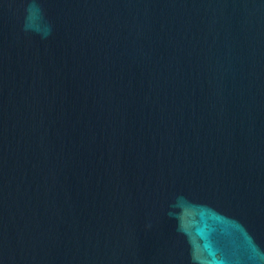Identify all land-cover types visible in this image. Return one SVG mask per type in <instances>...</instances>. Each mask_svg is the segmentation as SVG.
Listing matches in <instances>:
<instances>
[{
	"label": "water",
	"instance_id": "water-1",
	"mask_svg": "<svg viewBox=\"0 0 264 264\" xmlns=\"http://www.w3.org/2000/svg\"><path fill=\"white\" fill-rule=\"evenodd\" d=\"M0 264H264V0H0Z\"/></svg>",
	"mask_w": 264,
	"mask_h": 264
},
{
	"label": "clouds",
	"instance_id": "clouds-1",
	"mask_svg": "<svg viewBox=\"0 0 264 264\" xmlns=\"http://www.w3.org/2000/svg\"><path fill=\"white\" fill-rule=\"evenodd\" d=\"M39 9L36 7V5L33 2H29L28 7L26 8V16H25V23L23 25L24 31H29L31 29V23L33 14L37 12Z\"/></svg>",
	"mask_w": 264,
	"mask_h": 264
}]
</instances>
